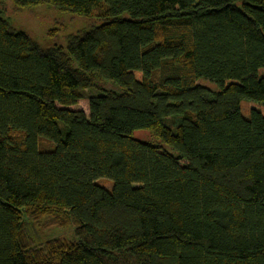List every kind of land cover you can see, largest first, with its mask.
<instances>
[{
    "label": "trees",
    "instance_id": "obj_1",
    "mask_svg": "<svg viewBox=\"0 0 264 264\" xmlns=\"http://www.w3.org/2000/svg\"><path fill=\"white\" fill-rule=\"evenodd\" d=\"M11 1L99 22L44 50L0 3V264H264V0Z\"/></svg>",
    "mask_w": 264,
    "mask_h": 264
},
{
    "label": "rangeland",
    "instance_id": "obj_2",
    "mask_svg": "<svg viewBox=\"0 0 264 264\" xmlns=\"http://www.w3.org/2000/svg\"><path fill=\"white\" fill-rule=\"evenodd\" d=\"M5 14L9 17L12 27L27 32L44 50L54 45H65L69 36L76 32L87 29L97 22L95 18H86L59 10L47 4L34 7H18L11 0H0ZM264 70L261 69L260 73ZM201 83L213 87L208 81ZM92 93L91 90L87 92ZM249 102L244 99L241 102V109L245 115L249 113ZM75 110H83L89 113V103L87 98L80 99L78 103L71 107ZM136 138L153 142L154 138L146 130H137L134 132ZM43 146L46 147V143ZM99 183L111 187L112 182L107 179H100ZM31 234L37 243H42L48 239L72 240V228H59L50 222L47 217L42 219L30 220L28 222Z\"/></svg>",
    "mask_w": 264,
    "mask_h": 264
}]
</instances>
